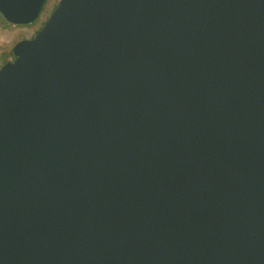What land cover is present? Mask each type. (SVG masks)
Returning a JSON list of instances; mask_svg holds the SVG:
<instances>
[{"label": "water", "instance_id": "95a60500", "mask_svg": "<svg viewBox=\"0 0 264 264\" xmlns=\"http://www.w3.org/2000/svg\"><path fill=\"white\" fill-rule=\"evenodd\" d=\"M13 56L0 264H264V0H61Z\"/></svg>", "mask_w": 264, "mask_h": 264}, {"label": "rangeland", "instance_id": "374dc122", "mask_svg": "<svg viewBox=\"0 0 264 264\" xmlns=\"http://www.w3.org/2000/svg\"><path fill=\"white\" fill-rule=\"evenodd\" d=\"M61 0H48L40 17L31 25L13 26L0 14V68L14 56V47L21 41L31 40L50 18ZM15 59V58H14Z\"/></svg>", "mask_w": 264, "mask_h": 264}, {"label": "flooded vegetation", "instance_id": "af4514ba", "mask_svg": "<svg viewBox=\"0 0 264 264\" xmlns=\"http://www.w3.org/2000/svg\"><path fill=\"white\" fill-rule=\"evenodd\" d=\"M55 9H56V8H55ZM55 9H54V10H55ZM47 21H48V20H47ZM47 21H46V22H47ZM46 22H45V23H46ZM45 23L42 25L41 29L43 28V26L45 25ZM41 29H40V30H41ZM40 30H39V31H40ZM39 31H38V32H39ZM32 39H33V38H32Z\"/></svg>", "mask_w": 264, "mask_h": 264}, {"label": "built area", "instance_id": "2783aa9c", "mask_svg": "<svg viewBox=\"0 0 264 264\" xmlns=\"http://www.w3.org/2000/svg\"><path fill=\"white\" fill-rule=\"evenodd\" d=\"M14 61V58H12L9 62H13Z\"/></svg>", "mask_w": 264, "mask_h": 264}, {"label": "trees", "instance_id": "16d2710c", "mask_svg": "<svg viewBox=\"0 0 264 264\" xmlns=\"http://www.w3.org/2000/svg\"><path fill=\"white\" fill-rule=\"evenodd\" d=\"M57 8V7H56ZM12 55H13V53H12Z\"/></svg>", "mask_w": 264, "mask_h": 264}]
</instances>
